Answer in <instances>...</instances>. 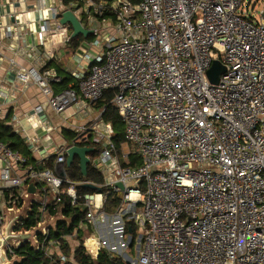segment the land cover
Instances as JSON below:
<instances>
[{"label": "built area", "instance_id": "2783aa9c", "mask_svg": "<svg viewBox=\"0 0 264 264\" xmlns=\"http://www.w3.org/2000/svg\"><path fill=\"white\" fill-rule=\"evenodd\" d=\"M45 2L38 0L40 18L47 26L54 21L64 44L72 37L59 21L63 12L90 30L87 45L82 39L74 52L75 84L52 90L56 72L39 67L35 49L42 32L22 51L34 64L19 67L16 77L35 83L57 114L73 104L94 105L110 92L131 151H117L113 127L101 116L70 124V143L52 142L56 128L44 126L55 169L29 162L0 132V264H14L24 244L48 260L73 264L63 250L71 235H52L71 222L66 207L84 208L74 230L94 232L83 243L92 257L105 250L126 264H264V6L254 10L253 0ZM214 60L225 69L215 84L207 76ZM39 140L24 141L36 149ZM74 145L94 147L89 164L101 183L68 176L66 151ZM132 154L139 164H130ZM83 183L101 191L79 193ZM110 195L120 200L108 212Z\"/></svg>", "mask_w": 264, "mask_h": 264}, {"label": "crops", "instance_id": "0c3cea01", "mask_svg": "<svg viewBox=\"0 0 264 264\" xmlns=\"http://www.w3.org/2000/svg\"><path fill=\"white\" fill-rule=\"evenodd\" d=\"M37 5L38 0H0V120L9 125L22 139L31 157L39 162V166L55 169L54 148L50 141L44 140V126L56 128L50 133L52 142L68 143V139L72 138L70 132H74L70 124L82 126L99 119L101 114L96 104H73L63 113L57 114L45 105L46 99L35 83H23L16 77L19 67L28 69L34 64L29 54L22 51L28 45L38 43L39 33L42 32L43 41L37 44L35 49L40 56L39 67L56 72L58 80L51 82L52 90L54 87L60 90L61 86L55 82L66 77L71 79L65 88L75 84V79L71 76L78 63L74 52L85 37L76 36V46L71 42L64 44L54 21L48 20L47 26V21L41 20L40 17L44 14L39 11ZM45 6H49V0H46ZM68 31L71 34L70 27ZM10 59H13L14 63H11ZM81 64L87 65L86 62ZM35 136L40 140L37 142L38 148L32 149L24 140L26 137ZM90 233L88 230H73L71 236L65 239L68 244L67 255L73 258L74 249L80 244L79 235L84 243L90 238Z\"/></svg>", "mask_w": 264, "mask_h": 264}, {"label": "trees", "instance_id": "16d2710c", "mask_svg": "<svg viewBox=\"0 0 264 264\" xmlns=\"http://www.w3.org/2000/svg\"><path fill=\"white\" fill-rule=\"evenodd\" d=\"M64 1L66 2L67 0ZM70 42L73 43L74 46H76L77 37H72ZM70 79H71L70 77H66L64 79H61L59 82H55V84L61 86L60 90H63L66 84L68 83V81H70ZM60 90L59 88L56 87L53 88V91L55 93L59 92ZM111 98H112L111 93L110 92L106 93L103 99L99 100L96 103V106L100 110V112L102 111L101 119L105 122L111 123L114 130V134L112 135L111 139L117 151H119L120 147L125 141L123 136V122L120 116L118 115V113L116 112L114 105L111 103ZM0 132H1V139L9 147L25 155L29 162L37 163L38 165H40L39 162H37L34 158L31 157L30 152L25 146L22 139L14 131H12L9 125L3 123L2 120H0ZM70 135L73 136L74 132H70ZM139 163L140 161L138 156L132 154L130 158V164L135 165ZM66 172L68 176L75 182L84 181V180L92 181L97 184L102 182V175L98 171H96L90 164L88 165L86 177H83L82 174L80 173L79 161L77 158H75L74 162L66 169ZM77 189L79 193L92 192L91 190L82 187V185H78ZM119 200L120 198L117 197L116 195L108 196L104 209L108 212L114 210L115 209L114 207L117 206ZM64 210L67 214L70 215L71 222L68 224L61 222L59 225H57L56 231L52 232L53 237H56V239L60 238V235L62 234L66 235L72 233L74 227L76 226V223L82 219L84 213V208L82 207H74V208L66 207ZM128 228H130L132 239L134 240L136 238L137 233L133 222L130 221L127 223L126 229L128 230ZM78 240L80 241V244L74 249V254H73L74 264H126L122 262L120 258L116 256H112L104 250L99 251L95 257H92L86 252L83 246V239L81 238L80 235L78 237ZM63 250L66 254L68 253L67 246H63ZM15 253L17 255V259L15 260L14 264H60L58 260L55 261L48 260L47 258H45V256L40 250H38L35 247H31L28 244H24L20 246L18 249L15 250Z\"/></svg>", "mask_w": 264, "mask_h": 264}, {"label": "water", "instance_id": "95a60500", "mask_svg": "<svg viewBox=\"0 0 264 264\" xmlns=\"http://www.w3.org/2000/svg\"><path fill=\"white\" fill-rule=\"evenodd\" d=\"M59 21L62 25H69V27L72 30L71 37H76L81 34L86 38L90 33V30L82 27L80 21L71 11L63 12L61 14ZM224 70L225 69L222 66V64L218 60H214L211 67L207 71V76L210 82L214 84L217 83L220 75L224 72ZM93 152H94V147H90V146L74 145L68 147L66 151V155H67L66 163H65L66 167H69L74 162V159L77 158L79 161L80 173L82 174L83 177H86L88 165L90 163V154ZM60 174H63V172L61 171ZM115 186L120 188L121 190H124L123 185L119 182H117ZM82 187L91 191H98V192L101 191L100 187L92 183H83ZM28 190L34 191L35 186L33 184H30ZM128 230L130 231V228H128Z\"/></svg>", "mask_w": 264, "mask_h": 264}, {"label": "rangeland", "instance_id": "374dc122", "mask_svg": "<svg viewBox=\"0 0 264 264\" xmlns=\"http://www.w3.org/2000/svg\"><path fill=\"white\" fill-rule=\"evenodd\" d=\"M256 3V0H253V2H252V5H253V8H254V10H256V11H259L263 6H264V3L262 2V0H259V2H258V4L256 5L255 4ZM82 42H83V45H87V41L86 40H82ZM74 136V135H73ZM72 136V137H73ZM68 143H70V139H68ZM120 150H124V151H131V145L129 144V143H127V142H125L124 141V143L122 144V146L120 147ZM93 153H91V155H92ZM121 193H119V195H120ZM89 231V230H88ZM90 232H92V231H90ZM94 234V232H92V234L90 233V238L91 237H95V235H93ZM90 238H88V239H90ZM136 238H137V235H136ZM75 242V241H74ZM76 243V242H75ZM137 243V242H136ZM135 247H136V244L133 246V250H129L130 252H131V254L133 255V257H135Z\"/></svg>", "mask_w": 264, "mask_h": 264}]
</instances>
